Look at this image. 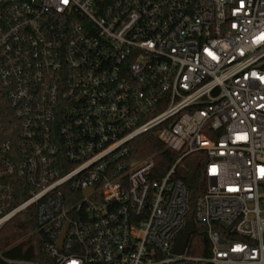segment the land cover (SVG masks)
<instances>
[{"label":"built area","instance_id":"obj_1","mask_svg":"<svg viewBox=\"0 0 264 264\" xmlns=\"http://www.w3.org/2000/svg\"><path fill=\"white\" fill-rule=\"evenodd\" d=\"M1 102L0 230L31 208L50 243L0 264H264V0H0ZM189 222L206 255L173 252Z\"/></svg>","mask_w":264,"mask_h":264},{"label":"trees","instance_id":"obj_2","mask_svg":"<svg viewBox=\"0 0 264 264\" xmlns=\"http://www.w3.org/2000/svg\"><path fill=\"white\" fill-rule=\"evenodd\" d=\"M8 106L0 103V129L6 127ZM133 154L139 158L154 157V177H163L179 157V153L167 148L153 132L139 135L132 144ZM207 161L205 152H195L184 157L176 166L173 178L181 179L190 192V202L206 188L204 167ZM50 240L47 235L37 230L33 209L18 214L0 230V250L13 258L29 259L36 262H47V248ZM210 242L206 234L198 230L189 241L188 252L195 255H206Z\"/></svg>","mask_w":264,"mask_h":264},{"label":"water","instance_id":"obj_3","mask_svg":"<svg viewBox=\"0 0 264 264\" xmlns=\"http://www.w3.org/2000/svg\"><path fill=\"white\" fill-rule=\"evenodd\" d=\"M91 191L92 189H87L85 192L89 194ZM195 231H196L195 224L192 222H189L186 228L184 229V231L177 237L175 245L173 247V252L177 254L182 253L185 250V247L188 243V240L191 234H193ZM63 238H64V233L62 234L59 242L57 243L59 247H61L62 245Z\"/></svg>","mask_w":264,"mask_h":264}]
</instances>
